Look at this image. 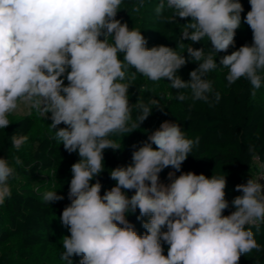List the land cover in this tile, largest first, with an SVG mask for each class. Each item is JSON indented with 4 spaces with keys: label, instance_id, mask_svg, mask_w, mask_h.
<instances>
[{
    "label": "clouds",
    "instance_id": "9594fccd",
    "mask_svg": "<svg viewBox=\"0 0 264 264\" xmlns=\"http://www.w3.org/2000/svg\"><path fill=\"white\" fill-rule=\"evenodd\" d=\"M123 2L0 0V129L10 125L9 115L23 103L50 119L52 138L80 157L71 166L70 204L60 216L70 231L62 238L60 259L66 264H73V256L81 257L78 264H238L241 255L264 251L252 231L264 224V184L259 182L264 177L236 185L242 195L231 202L235 211L223 215L229 208L225 175H176L199 144V137L187 138L177 122H162L142 146L133 145L132 163L110 171L116 184L103 195L98 179L90 183L105 170L104 151L119 149L112 136L131 133L151 114L152 105L160 107L156 99L137 101L141 114L138 123L130 124L129 67L153 82L169 81L179 101L189 99L183 91L189 90L193 102L210 107L215 106L210 97L215 103L221 99L208 79L218 67L228 70L229 86L244 78L253 89L261 87L264 0H249L251 10L244 17L252 44L224 55L219 64L217 54L235 45L244 11L240 0H160L155 12L165 22L188 20L177 42L181 48L183 41L191 42L187 58L168 46L149 49L139 29L130 30L116 19ZM143 6L139 0L134 10ZM165 9L172 14L163 17ZM205 39L212 45L208 52L192 47ZM189 61L198 67L185 81L177 72ZM10 139L19 150L29 136L14 134ZM248 150L254 153L252 147ZM15 163L22 161L17 157ZM169 167L174 171L165 184L159 174ZM15 174V167L0 158V205L12 195L9 179ZM127 191L134 194L129 198ZM42 199L52 204L64 196L47 191ZM137 209L138 220L149 218L142 223L143 235L126 219ZM162 242L168 245L166 256Z\"/></svg>",
    "mask_w": 264,
    "mask_h": 264
},
{
    "label": "trees",
    "instance_id": "16d2710c",
    "mask_svg": "<svg viewBox=\"0 0 264 264\" xmlns=\"http://www.w3.org/2000/svg\"><path fill=\"white\" fill-rule=\"evenodd\" d=\"M139 0H124L121 10L117 13L116 19L122 23H127L129 29H139L147 40V47L168 46L177 52L184 54L187 58L186 48L190 41H183L184 47H178L182 25L188 20L177 18V23H167L158 17L155 12L160 0H143V8L139 12L135 11ZM244 11L241 13V26L235 35V45L227 52H220L216 56L219 64L221 57L238 50L241 46L253 42V35L250 27L244 22L247 12L251 10L249 0H240ZM171 10L165 9L163 17L170 16ZM190 19V18H189ZM196 49L203 48L208 52L211 42L202 40L199 43H192ZM123 59V55L120 56ZM198 67V63L189 61L178 70L183 80L190 79V72ZM227 69L218 67L208 74V79L213 81L214 93L220 94L219 103H215L214 97H210L215 104L210 107L203 101L193 102L190 98V91L183 90L189 99L179 101L176 98V89L170 87L166 79V90H154L144 84L143 75L129 67L126 71V82L131 81L128 90L129 102L133 104L131 123H138L137 117L141 114L135 106L137 101L148 104L150 99H156L160 107H153L151 114L140 126L131 133L113 135L112 139L119 145V149H106L104 155V171L90 183H95L98 179L102 185L101 195L106 190L115 186L116 182L110 178V171L119 166H127L132 163V152L142 146V142L147 140V136L158 129L164 121L177 122L181 125V130L186 137L195 140L199 137V144L195 146L188 158L183 162L181 173L189 171L195 174H204L211 178L213 175L226 176V200L229 208L223 211V215H230L235 211L232 207V200L242 192L236 191V185L245 184L254 178V165L252 159L257 157L264 165V102L260 97L264 94V81L259 89H253L250 82L244 78L239 79L232 85H228L226 80ZM134 74V78H133ZM254 93V94H253ZM51 115L50 113L48 114ZM42 119L49 125L50 119ZM10 125L5 129H0V158L9 160L10 153L16 150L12 146L11 137L14 134L30 135L35 124L31 115H25L18 119H10ZM59 127H64L61 124ZM53 135L36 139L33 151L30 153L27 163L22 167H15L16 174L9 179L12 195L0 205V264H11V254L3 249L1 237L4 235L18 239V253L25 255V250H32L37 247L42 254L47 252L48 247L57 240V233L60 225H63L60 216L66 206L70 204L68 191L72 179L71 166L80 157L78 153L69 154L63 145L54 140ZM155 147V145H153ZM249 147L254 149V153L249 152ZM174 171L166 168L160 174L162 183H169L168 173ZM264 172V166H263ZM47 173L51 175L53 187L45 188L43 184H33L19 180L22 177L33 176L35 174ZM47 191H57L58 195H63L62 201L48 204L43 201V193ZM134 191H127L130 198ZM139 209L135 213H129L126 219L134 226L138 235L146 234V229L142 223L148 217L137 219ZM254 239L258 244L264 246V224L252 227ZM70 236V233H69ZM163 254L167 255L168 245L162 242ZM78 258L79 256H74ZM238 264H264V251L257 253L253 250L249 255H241Z\"/></svg>",
    "mask_w": 264,
    "mask_h": 264
},
{
    "label": "rangeland",
    "instance_id": "374dc122",
    "mask_svg": "<svg viewBox=\"0 0 264 264\" xmlns=\"http://www.w3.org/2000/svg\"><path fill=\"white\" fill-rule=\"evenodd\" d=\"M144 84H147L151 89L154 90H166L167 85H166V80H161L158 82H153L146 77L143 76V81ZM67 80L65 79V84H67ZM262 102H264V94L260 97ZM25 115H31L34 120L35 124L30 132L29 135V140L25 145H23L19 150H13L10 153L9 157V164L14 167H22L24 166L29 158L30 153L33 151L35 144H36V139L41 138L44 136H50L54 135V130H51L49 125L42 119V117L35 112L34 110H31L29 107L24 105L23 103L20 105L17 111L14 113L10 114L8 118L10 119H18L21 118ZM19 158L22 163L17 165L15 163L16 158ZM19 180H22L23 182H29L33 184H43L41 186L48 188L53 187V181L51 179V175L47 173H40V174H35L33 176H28V177H22ZM1 212V209H0ZM69 229L65 227L64 225H60L57 233V240L54 244H51L47 252L42 254L38 251L37 247L33 248L32 250H25L24 253L25 255H21V253H18V239L16 238H10L6 236H2V242H3V249L8 250L11 254V264H66L65 261H62L60 259L61 254L63 253V237L64 236H69ZM81 257H72L73 259V264H78L79 260Z\"/></svg>",
    "mask_w": 264,
    "mask_h": 264
},
{
    "label": "built area",
    "instance_id": "2783aa9c",
    "mask_svg": "<svg viewBox=\"0 0 264 264\" xmlns=\"http://www.w3.org/2000/svg\"><path fill=\"white\" fill-rule=\"evenodd\" d=\"M252 163L255 166L253 169V174L254 178L259 179L260 177H264V172H263V164L259 162V159L257 157H254L252 159ZM261 184H264V179H261L259 181Z\"/></svg>",
    "mask_w": 264,
    "mask_h": 264
}]
</instances>
